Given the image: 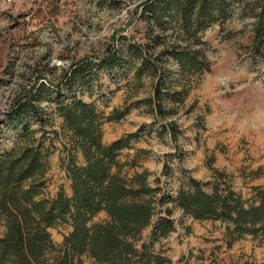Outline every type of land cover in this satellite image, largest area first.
I'll list each match as a JSON object with an SVG mask.
<instances>
[{
  "label": "trees",
  "instance_id": "trees-1",
  "mask_svg": "<svg viewBox=\"0 0 264 264\" xmlns=\"http://www.w3.org/2000/svg\"><path fill=\"white\" fill-rule=\"evenodd\" d=\"M86 1L99 8L120 5L119 0ZM133 11L125 30L133 27L136 34L114 35L97 63L81 58L57 78L36 76L0 119V144L9 130L19 141L0 154V264H172L154 247L175 232L174 210L194 222H219L227 249L244 237L264 240V187L252 189V198L244 199L228 185L214 184L206 192L198 181L188 180L173 196H159L161 190L150 185L146 173H123L137 166L135 160H118L143 128L110 144L102 142L103 122L120 121L129 109H114L103 119L94 104L82 100L101 68L131 73L126 88L142 89L148 78L151 95L141 104L164 120L158 135L163 132L175 141L180 132L168 118L176 116L193 79L212 71L201 35L239 11V19H254L253 50L262 47L264 52V0H142ZM55 120L58 130L48 131ZM55 141L65 155L71 194L60 191L49 199L43 196L44 179ZM77 154L82 165L76 164ZM101 213L105 219L92 223ZM58 224L71 230L56 246L48 230ZM149 226V240L143 242Z\"/></svg>",
  "mask_w": 264,
  "mask_h": 264
},
{
  "label": "rangeland",
  "instance_id": "rangeland-1",
  "mask_svg": "<svg viewBox=\"0 0 264 264\" xmlns=\"http://www.w3.org/2000/svg\"><path fill=\"white\" fill-rule=\"evenodd\" d=\"M141 1L119 0V7L110 9L86 0H0V119L36 76L57 78L81 58L97 63L114 35L136 34L135 28H125ZM238 17L239 11L201 35L212 71L193 79L176 116L168 118L180 132L175 141L163 132L158 135L164 120L147 113L141 104L151 95L148 78L142 89L126 88L131 73L101 68L91 88L82 92V100L94 104L103 119L114 109H129L120 121L103 122L102 142L110 144L143 128L140 139L132 141L118 160L121 164L135 160L137 166L123 173H146L150 185L161 190L159 196H173L188 180L198 181L206 192L214 184L228 185L244 199L252 198V189L264 187V52L262 47L253 50L254 19ZM59 123L55 120L48 131L58 130ZM16 137L13 131L5 133L1 155L15 148ZM64 162L62 146L55 141L44 197L53 199L60 191L71 194ZM76 164H83L80 154ZM104 219L101 213L92 223ZM172 220L175 232L154 247L172 264L264 261V240L244 237L227 249L225 227L219 222H194L177 210ZM70 230L67 224H58L48 232L59 246ZM3 231L0 225V237ZM151 231L149 226L142 233L143 242H148Z\"/></svg>",
  "mask_w": 264,
  "mask_h": 264
}]
</instances>
